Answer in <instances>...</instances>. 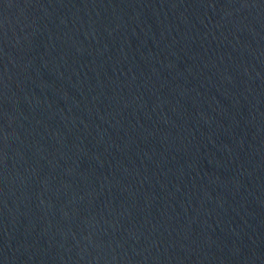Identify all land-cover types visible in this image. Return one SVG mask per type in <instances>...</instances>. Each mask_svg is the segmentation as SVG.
<instances>
[{"label":"water","instance_id":"water-1","mask_svg":"<svg viewBox=\"0 0 264 264\" xmlns=\"http://www.w3.org/2000/svg\"><path fill=\"white\" fill-rule=\"evenodd\" d=\"M0 264H264V0H0Z\"/></svg>","mask_w":264,"mask_h":264}]
</instances>
